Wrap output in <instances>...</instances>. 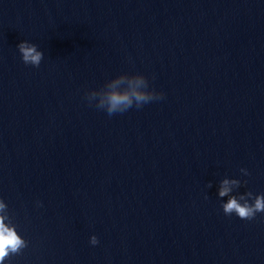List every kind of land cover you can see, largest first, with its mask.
Instances as JSON below:
<instances>
[{"label": "clouds", "instance_id": "clouds-1", "mask_svg": "<svg viewBox=\"0 0 264 264\" xmlns=\"http://www.w3.org/2000/svg\"><path fill=\"white\" fill-rule=\"evenodd\" d=\"M25 65L39 67L44 53L38 50V46L28 41H22L17 45ZM126 85V87H124ZM162 92H157L149 87V81L143 74L122 73L110 80H107L99 89H92L85 92L88 103L95 104L99 110L106 111L111 116L116 113H124L133 106L137 109L145 104L163 98ZM244 175H249L246 169H240ZM241 181L238 179H223L220 184L218 195L220 198L228 196L227 202L221 204L223 213L226 216L235 214L242 220H253L257 213H264V194L254 195L251 191L245 194L230 195L233 188H239ZM246 183V181H244ZM211 188V183L208 184ZM251 201V202H250ZM7 205L0 199V264H4L10 255H17L27 247L25 241L18 235L14 226L5 224ZM98 238L90 237V244H98Z\"/></svg>", "mask_w": 264, "mask_h": 264}]
</instances>
